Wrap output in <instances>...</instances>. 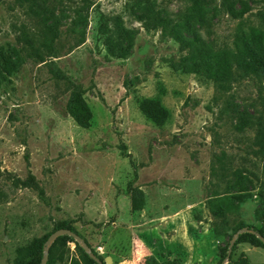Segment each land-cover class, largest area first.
<instances>
[{
	"label": "rangeland",
	"instance_id": "374dc122",
	"mask_svg": "<svg viewBox=\"0 0 264 264\" xmlns=\"http://www.w3.org/2000/svg\"><path fill=\"white\" fill-rule=\"evenodd\" d=\"M89 1L0 0V264H83L72 235L40 247L65 226L105 264H264L238 240L264 231V65L244 50L264 53V0Z\"/></svg>",
	"mask_w": 264,
	"mask_h": 264
},
{
	"label": "trees",
	"instance_id": "16d2710c",
	"mask_svg": "<svg viewBox=\"0 0 264 264\" xmlns=\"http://www.w3.org/2000/svg\"><path fill=\"white\" fill-rule=\"evenodd\" d=\"M41 0H18L19 6L20 7H28L27 12L30 14H33L34 9L33 7H44L43 3H40ZM82 1V6L81 8H78L75 10V14L77 18H82V7H88L91 3L89 0H81ZM239 2V9L236 10L235 7H232V4L230 3L226 8V12L233 16H242L245 13L249 12L252 9V6L249 2L246 0H238ZM223 5L227 6V0H223L222 2ZM49 20H52L50 23H47ZM43 23L45 25L42 34H43V40L42 45L44 48L47 50V53L49 56H51V52L53 50V44L55 40L58 38V33H57V28H58V23L59 19L58 17L54 14V11H49V17L48 19H44ZM160 27L165 28L163 23H160ZM84 32H81V41L83 38ZM169 34L172 38H174L176 41H178L180 44L183 45V40L181 37L178 35V33L174 29L169 30ZM17 38L19 41H23L25 46H28L30 48L33 47L32 42L27 34V32L22 29L20 31V34L17 35ZM244 50L245 52L249 55V59L246 64V68L252 70L253 66H255L256 63H259L261 66L264 65V53L259 52L258 54L255 53L253 49L249 47L246 43H244ZM128 55V51L121 50L120 53L116 55V57L119 58H125ZM219 77L215 76V79H218ZM71 84L70 88V96H69V101L67 104V111L69 115L73 118V120L77 123V125L81 127H87L89 124V111L86 103L80 97L78 91L76 88H79L77 85H74L73 83ZM80 89V88H79ZM81 90V89H80ZM147 101L142 102L141 104V109L142 111L146 114L147 117L151 118L153 121H157L156 114L151 112L152 109H147L146 107ZM264 149V146L261 144L260 152H262ZM132 207L133 209L137 210L140 209V206L138 203L135 201H132ZM64 229H68L74 234H76L86 245V247L90 250L92 253V256L82 247L81 252H82V261L83 264H99L97 260L102 261V264H105L104 261L93 251V249L90 247L88 241L80 235L75 229L71 226H65V227H60ZM59 228V229H60ZM257 235L262 236L264 239V231H261L260 229L252 226V225H246V230L243 233H240L238 236V240H247L251 244L254 245H259V246H264V242L262 239L259 237H256ZM50 234L45 235L40 241V247L44 248V243L48 239ZM66 235H59L53 240V245L59 241H63ZM237 243V242H236ZM49 264V261L47 262Z\"/></svg>",
	"mask_w": 264,
	"mask_h": 264
},
{
	"label": "water",
	"instance_id": "95a60500",
	"mask_svg": "<svg viewBox=\"0 0 264 264\" xmlns=\"http://www.w3.org/2000/svg\"><path fill=\"white\" fill-rule=\"evenodd\" d=\"M63 234H69V235H72V236L76 237L77 239H79V241L81 242L82 247L92 256V253L86 247L85 243L76 234H74L73 232H71L68 229H59V230L55 231L52 235H50V237L48 238L46 244L44 245V251L47 250V244L50 241H53L54 238H56L59 235H63ZM257 237H259L260 239H262V241L264 242V239L262 238V236L257 235ZM229 252H230V248H229ZM46 260H47V254L44 255L41 264H45L46 263ZM97 261H98L99 264H102V261H100V260H97ZM106 262L108 263V261H106Z\"/></svg>",
	"mask_w": 264,
	"mask_h": 264
}]
</instances>
